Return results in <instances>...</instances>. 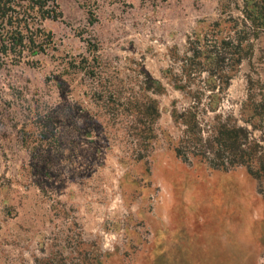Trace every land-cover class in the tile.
Returning a JSON list of instances; mask_svg holds the SVG:
<instances>
[{"label":"rangeland","instance_id":"1","mask_svg":"<svg viewBox=\"0 0 264 264\" xmlns=\"http://www.w3.org/2000/svg\"><path fill=\"white\" fill-rule=\"evenodd\" d=\"M59 3L40 62L0 67V264H264V173L174 151L183 112L264 146V0ZM215 21L247 31L245 57L222 92L181 89L188 37Z\"/></svg>","mask_w":264,"mask_h":264},{"label":"trees","instance_id":"2","mask_svg":"<svg viewBox=\"0 0 264 264\" xmlns=\"http://www.w3.org/2000/svg\"><path fill=\"white\" fill-rule=\"evenodd\" d=\"M61 17L59 0H0V67L22 61L39 63L38 56L47 53L54 44L52 33L45 29L44 22ZM252 24L264 28V16L255 18ZM220 28L219 21L207 23L188 37L187 54L179 59L180 74L176 76L181 89L188 86L182 81L198 78L204 84L198 95L209 90L213 96L216 91L222 92L229 87L232 70L246 54L242 42L245 38L240 36L247 31L230 29L223 34ZM204 73H207L205 80L200 78ZM147 84L155 90L152 78ZM144 99L138 104L142 113L146 115L153 109L158 114V108L150 102L148 95L145 94ZM180 118L185 128L174 151L184 161L191 162L194 158L222 169L245 165L256 176L264 173V146L248 128L224 122L210 127L211 133L205 134L196 112H183ZM201 261L202 264H218L212 253L201 256Z\"/></svg>","mask_w":264,"mask_h":264}]
</instances>
